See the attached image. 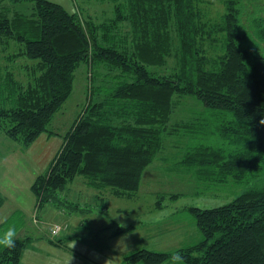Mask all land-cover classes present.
<instances>
[{"label":"trees","instance_id":"trees-1","mask_svg":"<svg viewBox=\"0 0 264 264\" xmlns=\"http://www.w3.org/2000/svg\"><path fill=\"white\" fill-rule=\"evenodd\" d=\"M200 1L125 0L126 14L97 24L50 0H0L3 132L23 148L50 133L75 71L87 63V104L32 186L38 208L63 204L61 195L78 176L100 193L133 198L165 135L175 133L174 98H196L221 142L191 148L185 165L206 183L232 179L249 187L228 204L190 208L202 240L178 251L184 264H264V54L241 29L237 5L246 0H221L226 12L216 21L207 20ZM258 39L264 46L263 23ZM170 58V75L150 71ZM205 130L198 126L196 133L205 137ZM3 201L0 192V208ZM135 229L122 226L115 234ZM29 239L4 247L0 264H21ZM170 253L141 249L124 261L167 264Z\"/></svg>","mask_w":264,"mask_h":264},{"label":"rangeland","instance_id":"rangeland-1","mask_svg":"<svg viewBox=\"0 0 264 264\" xmlns=\"http://www.w3.org/2000/svg\"><path fill=\"white\" fill-rule=\"evenodd\" d=\"M50 1L60 3L71 13L82 12L85 20H93L97 24L108 20L112 22L120 15L126 14L128 10L126 3H123L125 0ZM237 6L241 10L240 26L242 31L249 35V44L264 54V46L258 39L259 24H264V0L241 1ZM199 8L207 20L213 21L220 20L226 12L225 3L221 0H201ZM17 9L20 10L22 7L19 5ZM24 9L23 11H26ZM119 24L123 26L124 23ZM1 62H5L3 52L0 53ZM174 66L175 59L170 58L166 66L149 69L154 74L170 75ZM89 72L90 67L87 63H82L75 71L73 91L63 109L55 115L48 127L54 134L50 135L53 139L46 143L47 134H44L33 144L38 159L42 153H47L49 161H52L62 147L74 120L87 104L91 84ZM174 100L176 106L169 129H175V133L165 135L164 146L154 162L145 170L137 195L133 198H120L110 195L106 190L94 197L92 195L96 190L87 185L84 177H76L61 195L63 204H47L36 209L34 213V219L43 229L49 230L52 238L72 240L69 245L73 250L89 251L93 260L96 259V254L102 253L103 264H126L124 257L141 249L172 252L199 243L202 235L190 208L209 209L228 204L249 187L248 183L232 179L225 184L206 183L185 165L184 156L191 148L199 145L216 146L221 140L214 131L216 122L209 116L204 117L207 109L200 101L192 96H176ZM0 119L3 120L0 121L1 162L10 150L23 147L3 132L6 129L5 118L0 115ZM205 125L207 135L201 137L196 130L198 126L200 128ZM46 169L47 166L42 168L43 171ZM2 174L3 169L0 167V178ZM70 207L81 209L79 212L74 211L76 217L72 219L73 221L79 219L92 223H82L79 228L62 232V229L66 228L65 231L68 229V225L64 224L66 223L64 214L68 216L72 214L69 211ZM99 215L103 217L94 222ZM1 223L3 225L0 226V232L15 225L17 237L23 238L29 236L28 234L23 236L24 229L26 233H34L37 225L34 221L30 222L23 212L17 211L12 205H5L0 211ZM57 225L61 230L57 236H53L51 228ZM122 226H135L136 229L114 237L112 233ZM3 248L0 246V252ZM92 249L97 253H90ZM83 263L102 264L91 261ZM74 264H77L76 259ZM167 264H171V261Z\"/></svg>","mask_w":264,"mask_h":264},{"label":"crops","instance_id":"crops-1","mask_svg":"<svg viewBox=\"0 0 264 264\" xmlns=\"http://www.w3.org/2000/svg\"><path fill=\"white\" fill-rule=\"evenodd\" d=\"M44 134H47L46 143L53 139L50 137V135H54L53 132ZM44 134L41 136L43 137ZM31 146L27 148H20L19 146L10 150L0 162V167L3 169V174L0 178V192L4 199L0 211L5 205H12L17 211L23 212L30 222L34 221V223L37 224L34 233H26L27 231L25 229L22 231L23 236L28 234L29 236L26 238L30 239L27 247L24 249L21 264H74L75 259L77 264H85L83 263L84 261H91L93 263L104 262L101 256L102 253L96 254L97 252L92 249L93 251L90 253L97 255L95 257L96 259L93 260L88 253L89 251L85 252V249H83L82 251L76 252L73 250L69 245L73 242L72 240L67 238L68 241L66 239L62 241V239H58L57 237L52 238L49 230L43 229L40 223H37L34 219V213L36 209H38V205L32 186L39 175L45 172L42 168L44 166L48 168L51 161H49L47 153H42L39 157L40 159H38L35 156L34 145L31 148L32 150L30 149L28 151ZM33 152L34 154L32 155ZM97 194H99V191L94 192L92 196L95 197ZM79 211H81V209L75 212ZM75 212H72L70 216L64 214V221L66 222L64 224L68 225V229L65 231L64 229L66 228H64L62 232L66 233L69 232L71 228H79L82 223H92V221H79V219L73 221L72 219L76 217L74 214ZM102 217V215H99L98 218L94 219V222ZM2 225L3 223L0 224V226ZM133 231L131 230L130 232ZM115 232L112 233L114 237L121 236V234H115ZM57 241H60V243Z\"/></svg>","mask_w":264,"mask_h":264},{"label":"clouds","instance_id":"clouds-1","mask_svg":"<svg viewBox=\"0 0 264 264\" xmlns=\"http://www.w3.org/2000/svg\"><path fill=\"white\" fill-rule=\"evenodd\" d=\"M17 229L15 225L9 226L0 232V246L14 248L16 245ZM171 264H184V257L180 251L175 250L170 253Z\"/></svg>","mask_w":264,"mask_h":264},{"label":"built area","instance_id":"built-area-1","mask_svg":"<svg viewBox=\"0 0 264 264\" xmlns=\"http://www.w3.org/2000/svg\"><path fill=\"white\" fill-rule=\"evenodd\" d=\"M60 230H61V228L58 225L55 226L54 228H52V234H53V236H57L59 234Z\"/></svg>","mask_w":264,"mask_h":264}]
</instances>
